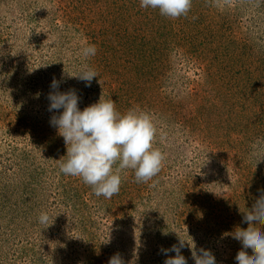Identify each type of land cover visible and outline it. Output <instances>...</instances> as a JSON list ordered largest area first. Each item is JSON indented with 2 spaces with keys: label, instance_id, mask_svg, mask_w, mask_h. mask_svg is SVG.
<instances>
[{
  "label": "rangeland",
  "instance_id": "374dc122",
  "mask_svg": "<svg viewBox=\"0 0 264 264\" xmlns=\"http://www.w3.org/2000/svg\"><path fill=\"white\" fill-rule=\"evenodd\" d=\"M131 1L0 0V264H108L116 253L124 264H164L161 248L180 239L188 264L201 248L217 264L234 261L240 241L231 233L248 227L243 215L264 191V0H194L191 21L141 19L151 35L172 27L184 48L173 47L163 73L135 72L129 88L115 86L116 68L86 86L76 77L90 67L83 48L101 53L115 31L132 27L115 13ZM234 12L221 41L214 32ZM54 77L61 92L77 91L80 110L114 85L122 108L148 112L165 155L160 173L138 183L127 170L111 199L61 173L67 149L47 99ZM205 97L207 124L188 131Z\"/></svg>",
  "mask_w": 264,
  "mask_h": 264
},
{
  "label": "clouds",
  "instance_id": "9594fccd",
  "mask_svg": "<svg viewBox=\"0 0 264 264\" xmlns=\"http://www.w3.org/2000/svg\"><path fill=\"white\" fill-rule=\"evenodd\" d=\"M192 0H140L144 9H158L160 15L178 19L187 16ZM84 57L94 56L96 46L83 48ZM78 77L90 86L98 77L97 72L85 66ZM60 81L53 78L47 99L49 112H58L50 118V125L63 137L67 154L60 162V172L64 175L80 177L91 186L96 196L111 199L118 194L122 178L127 170L134 171L138 183H148L156 177L163 167L164 153L154 147L157 129L152 116L138 108H130L124 113L117 111L116 102L105 99L103 93L97 103L79 108L80 96L75 89L66 92L59 90ZM63 110L59 112V110ZM49 216L42 212L39 222L46 224ZM242 223L248 227L237 226L231 233L232 238L241 242L235 260L237 264H264V191L253 204L251 210L244 213ZM185 241L180 239L179 246L169 249L161 248V254L167 258L164 264H188L181 254ZM251 249L252 255L248 254ZM174 252L175 256L169 255ZM192 258L195 264H217L211 250L193 249ZM108 264H124L119 253L113 255Z\"/></svg>",
  "mask_w": 264,
  "mask_h": 264
},
{
  "label": "trees",
  "instance_id": "16d2710c",
  "mask_svg": "<svg viewBox=\"0 0 264 264\" xmlns=\"http://www.w3.org/2000/svg\"><path fill=\"white\" fill-rule=\"evenodd\" d=\"M195 3L196 1L192 0V6L187 16H182L181 18L187 17L188 20L190 21L192 20L190 19V16L193 13V6ZM205 4L209 7V5L205 1L201 5V7H203ZM128 5L129 7H127L126 9L124 8L121 9V13L119 11H115V13L118 14L119 16L121 14L120 17H123L124 20L130 21L129 24H132V27L123 28V29L121 28V29H118L119 31H115L111 35L114 39L113 40L114 44H112V38L110 40L111 43L105 42L104 50H102L101 53L98 52V54L96 53L94 56H90L89 63H90V68L94 69L97 72L98 79L99 77L103 75H107V73L109 76L111 71H113L115 68L118 69V73L116 75V81L112 79L115 86L120 85L121 83L124 84L125 82V86L127 85L129 88L131 86L132 81L135 78V72L141 73L142 75H146L145 73L147 71L157 72L159 70V72L163 73L164 71L163 68L168 63L166 60L170 57V53L172 52L171 50L173 49V47L178 46V47L184 48V46L182 45V43L184 42L179 35L176 36L171 31L172 27L169 29L168 32L164 34L161 32V34L159 33L157 36L151 35L152 30L150 29V27L145 25L143 21H141V19H144L149 25L156 26L157 24L163 21L160 19L162 15H160L158 9L141 8L140 0H133ZM234 6L237 7L238 5H234ZM221 15L223 19L228 14L221 13ZM235 17H236L235 12L230 13V15H228V17H226L223 20V23L222 25H220L218 31L214 32V34L215 35L217 34V37L221 41L225 38L223 35L224 31L228 32L229 34L232 33L231 26H232V23L234 24L233 19ZM164 28H161V29H164ZM155 32H158V31H155ZM199 43H202V42H199ZM187 44H186L185 49L190 51L189 47H191V45L190 43H187ZM200 46L201 45L199 44H195L193 47L199 48ZM241 46H245V45H241ZM190 53L195 54V51L193 50V48L191 49ZM163 60L164 62L159 68L157 62H161ZM152 63H155L156 65L154 67H150V64ZM126 80H129V83L126 82ZM104 83L106 84V82ZM108 88L109 89L106 90L104 86V88L101 90V93L104 94V98L105 99L111 98L114 102H116L117 111L121 113L126 112L127 110L125 108H122V104H121L124 101L122 102L119 99L118 94H116L115 92L114 85H110L108 86ZM109 90L110 92H108ZM219 97L220 96H217L216 99ZM127 99L132 100L129 98ZM206 101H207V98L202 99V102H203L202 111L203 112H200V113H203V118L199 115V113H198V117L195 120H193L192 118L190 119V117L188 118V121H190V123L187 126L188 131H192V129L189 126H191L193 123H196V125L200 127L207 124L206 123L207 121L204 115H206L207 112L210 114L209 112L210 105H207ZM119 104H121V108ZM233 247L235 248L233 252L236 253L233 258H234V261L236 262L235 257L238 251H240V249L242 248L241 242H235ZM234 261L231 262L230 264L232 263L234 264ZM235 264H237V262Z\"/></svg>",
  "mask_w": 264,
  "mask_h": 264
}]
</instances>
